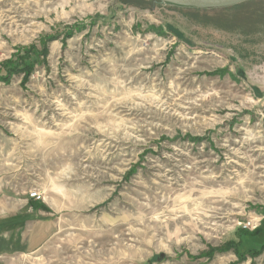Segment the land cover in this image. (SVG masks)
I'll use <instances>...</instances> for the list:
<instances>
[{"label": "rangeland", "instance_id": "374dc122", "mask_svg": "<svg viewBox=\"0 0 264 264\" xmlns=\"http://www.w3.org/2000/svg\"><path fill=\"white\" fill-rule=\"evenodd\" d=\"M247 10L228 31L167 4L0 0V64L56 38L0 82V199L39 192L54 218L15 263L264 264L208 255L248 222L240 251L264 244V11Z\"/></svg>", "mask_w": 264, "mask_h": 264}, {"label": "trees", "instance_id": "16d2710c", "mask_svg": "<svg viewBox=\"0 0 264 264\" xmlns=\"http://www.w3.org/2000/svg\"><path fill=\"white\" fill-rule=\"evenodd\" d=\"M118 1L120 5L122 6L132 4L137 7H142V8L147 2H150L152 4L161 5L159 2H156L155 0H118ZM263 3H264V0H252V1L246 2L244 4H241V5L232 7V8L217 9V10H199V9H193V8H182V7H177V6H172V7H175L176 9L192 11V14L190 15L187 14V17L191 21H194L200 25H204V26L213 25L217 29L230 31L233 29V25L232 24L227 25L222 22V21H225L226 17L230 15L229 18L231 22L241 21V17L238 18V16L235 17L234 15L241 12L240 11L241 9H248L247 11H245L244 16H242L243 19H248L249 17H252L253 14L263 13L264 11L262 10ZM210 15H214V16H210ZM76 27L80 31L81 29H83L82 24H78L76 25ZM165 29L168 33H171L175 37H177L179 40H182L184 35L175 26L171 24H167L165 25ZM74 33H75L74 28H68V32L65 35L66 40L72 38L74 36ZM55 39H56L55 37H50L44 40L41 43L40 50L36 46H31L30 48H24L22 50L23 54H22V51H19L18 54H14L10 59L2 62L0 64V82L9 83L11 81V78L14 75H19V74L24 75L23 82L28 81L34 71V65H35V63L32 61V56L36 57V59H38L39 57L46 56L48 53L47 42L54 41ZM200 140H201L200 138H195V139L193 138L192 141L197 142ZM239 232H240L239 242L232 240V241L227 242L225 246L222 247L221 249L218 248V249L213 250L211 248V251L208 253V255L234 249L235 254L239 258L237 263H241L244 260H246L248 256L254 259V258L261 256L264 253V244L258 250L250 249V250L241 252L239 249L242 239L258 237L262 233V230L257 228L253 232H249L248 229L240 228Z\"/></svg>", "mask_w": 264, "mask_h": 264}, {"label": "crops", "instance_id": "0c3cea01", "mask_svg": "<svg viewBox=\"0 0 264 264\" xmlns=\"http://www.w3.org/2000/svg\"><path fill=\"white\" fill-rule=\"evenodd\" d=\"M42 203L29 198L0 199V264L39 252L54 231V218Z\"/></svg>", "mask_w": 264, "mask_h": 264}, {"label": "water", "instance_id": "95a60500", "mask_svg": "<svg viewBox=\"0 0 264 264\" xmlns=\"http://www.w3.org/2000/svg\"><path fill=\"white\" fill-rule=\"evenodd\" d=\"M160 4H167L182 8L199 10H217L232 8L252 0H155ZM163 256H161L162 258Z\"/></svg>", "mask_w": 264, "mask_h": 264}, {"label": "built area", "instance_id": "2783aa9c", "mask_svg": "<svg viewBox=\"0 0 264 264\" xmlns=\"http://www.w3.org/2000/svg\"><path fill=\"white\" fill-rule=\"evenodd\" d=\"M30 198L32 199V200H35V201H41V200H44V196L41 194V193H39V192H36V191H33V192H31L30 193ZM243 228H245V229H257L258 228V226L257 225H255L254 223H252V222H248V224H246V225H244V227Z\"/></svg>", "mask_w": 264, "mask_h": 264}]
</instances>
